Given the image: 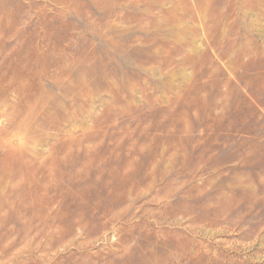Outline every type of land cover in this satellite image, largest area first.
Listing matches in <instances>:
<instances>
[{
  "label": "rangeland",
  "instance_id": "374dc122",
  "mask_svg": "<svg viewBox=\"0 0 264 264\" xmlns=\"http://www.w3.org/2000/svg\"><path fill=\"white\" fill-rule=\"evenodd\" d=\"M0 264H264V0H0Z\"/></svg>",
  "mask_w": 264,
  "mask_h": 264
},
{
  "label": "bare ground",
  "instance_id": "6f19581e",
  "mask_svg": "<svg viewBox=\"0 0 264 264\" xmlns=\"http://www.w3.org/2000/svg\"><path fill=\"white\" fill-rule=\"evenodd\" d=\"M260 1V0H259ZM110 13V12H109ZM115 13V12H114ZM208 13V12H207ZM112 14V13H111ZM114 15V14H113ZM109 16V15H108ZM108 20V19H107ZM112 21V20H111ZM139 22V21H138ZM109 23V22H108ZM107 24V23H106ZM112 24H113V22H112ZM124 44V43H123ZM165 49V48H164ZM245 51V50H244ZM223 52H224V49H223ZM224 54H225V52H224ZM237 55V54H236ZM242 55V54H241ZM245 55V54H244ZM235 59V58H234ZM239 59V58H238ZM241 60V59H240ZM234 61V60H233ZM241 62V61H240ZM243 62V61H242ZM231 64H233L232 62H230ZM245 63V62H244ZM242 65V64H241ZM235 66V65H234ZM233 67V66H232ZM238 69V68H237ZM231 72V71H230ZM128 83V82H127ZM227 84H228V82H227ZM128 86H129V84H128ZM87 103V102H86ZM176 104V103H175ZM225 106V105H224ZM120 107V106H119ZM259 107V106H258ZM16 111V110H15ZM11 122V121H10ZM13 122V121H12ZM140 123V122H139ZM218 123V122H217ZM151 128V127H150ZM9 130V129H8ZM147 130V129H146ZM225 130V129H224ZM258 138V137H257ZM56 139V138H55ZM175 151V150H174ZM197 160V159H196ZM195 167V166H194ZM180 174V173H179ZM234 195V194H233ZM236 195V194H235ZM239 202V201H238ZM236 205V204H235Z\"/></svg>",
  "mask_w": 264,
  "mask_h": 264
}]
</instances>
